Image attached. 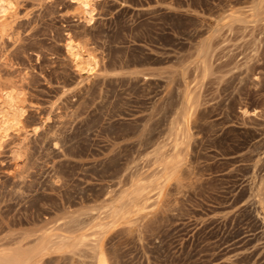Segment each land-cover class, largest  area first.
Here are the masks:
<instances>
[{
	"label": "rangeland",
	"instance_id": "rangeland-1",
	"mask_svg": "<svg viewBox=\"0 0 264 264\" xmlns=\"http://www.w3.org/2000/svg\"><path fill=\"white\" fill-rule=\"evenodd\" d=\"M93 7L86 23L70 0H15L0 35V88L26 108L0 147V245L49 231L68 242L33 264H93L94 245L108 264H264V0Z\"/></svg>",
	"mask_w": 264,
	"mask_h": 264
},
{
	"label": "bare ground",
	"instance_id": "bare-ground-1",
	"mask_svg": "<svg viewBox=\"0 0 264 264\" xmlns=\"http://www.w3.org/2000/svg\"><path fill=\"white\" fill-rule=\"evenodd\" d=\"M70 1L73 3H76V4L83 5V7H84L83 9H84V13H85L83 15V18H84L85 22L86 23L92 22L93 9H94L93 0H70ZM14 14H15V0H0V35L10 25V18ZM68 32L69 31L65 32L67 34V37L64 41V51H65L66 55L70 58L71 62L73 63L72 65H73L74 69L78 73H80V74L91 73L94 70V68L96 67V65L98 64V60H97L96 56L93 53H91L89 51V49L85 48L84 45L79 44L75 40L71 39V36H70V34H68ZM202 43L198 46L196 55H198L200 63H201L200 64L197 60V62L200 64L199 67L201 68V66H202V68H201L202 71H205L207 69L206 61H205V59H206L205 58V52H208V51H206L207 46H205V41H204V44H202ZM207 50H208V48H207ZM197 68H198V65H197ZM181 73H182V76L184 77V74H185L184 70H182ZM150 75H151V73H143L144 78H148ZM12 85H11V88H9V89H7L6 87L0 88V147H1L4 139L10 134V131L19 132L20 128L22 127L21 126L22 119H23L24 114L26 112V108L24 105L25 99L23 97L19 96V92L18 91L16 92V90H14V87H12ZM192 101L193 100H192L191 92L185 89L182 93V106H181V109L179 112L180 120L177 121L176 127H175L177 130L175 132L176 138L180 139L181 142H185V140H186L185 138H186V136H188V134H187L188 126L184 122V119L186 117V112L189 111L193 106ZM141 186H138V188H140ZM145 186H147V184L144 185V188L142 186V188L144 190H145ZM148 186H150V185H148ZM142 188H140L139 191ZM134 189H135V187H134ZM136 190L134 192H138ZM127 193H125V194H127ZM140 194H141V191H140ZM137 195H139V194H137ZM125 196L126 195H124V197ZM129 196L132 197L133 195L130 194ZM133 198H132V201H133ZM130 206H131L130 197H127V199H125L124 201L119 202L118 205H116L114 207L113 211L111 210L113 212V214H111L110 216H112V215L114 216V215H116L115 213H119L120 211L126 212V211H128ZM98 229H99V227H98ZM25 234L26 235L22 236L20 238V240L17 243H15V245H13V246H4L5 243H3L4 245H0V264H33V263H36V261H38V259L42 255V253H44L45 251L50 249L51 245L56 241V240H54L53 237H51L52 234H50L49 231H41L39 233L36 231H32L30 233H25ZM55 236L60 237L59 233L58 234L56 233ZM67 236H69V235H67ZM85 237H86V235H85ZM65 238H66V236L60 237L57 241L62 242V244L64 245V242L65 243L68 242V240ZM57 241H56V243H57ZM76 242L78 243L79 241H76ZM95 243H97V242L95 241ZM74 244L75 243H73V245ZM63 245H61V246L63 247ZM71 245H72V243H71ZM94 250L96 252V254H95L96 256L94 257L95 262L93 264H108L106 258L104 257V255L101 251V248L95 247V245H94ZM74 251H75V249H74Z\"/></svg>",
	"mask_w": 264,
	"mask_h": 264
}]
</instances>
